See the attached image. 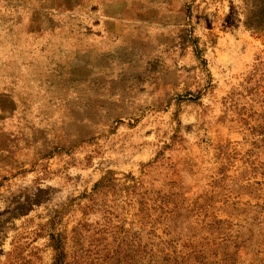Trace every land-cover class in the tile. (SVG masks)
<instances>
[{
	"label": "rangeland",
	"instance_id": "obj_1",
	"mask_svg": "<svg viewBox=\"0 0 264 264\" xmlns=\"http://www.w3.org/2000/svg\"><path fill=\"white\" fill-rule=\"evenodd\" d=\"M264 264V0H0V264Z\"/></svg>",
	"mask_w": 264,
	"mask_h": 264
},
{
	"label": "trees",
	"instance_id": "obj_2",
	"mask_svg": "<svg viewBox=\"0 0 264 264\" xmlns=\"http://www.w3.org/2000/svg\"><path fill=\"white\" fill-rule=\"evenodd\" d=\"M53 250L55 252V255L52 264H67L66 254L62 244L54 245Z\"/></svg>",
	"mask_w": 264,
	"mask_h": 264
}]
</instances>
